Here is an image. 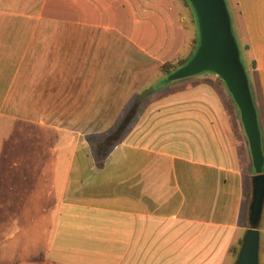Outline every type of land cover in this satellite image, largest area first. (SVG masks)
<instances>
[{"label": "crops", "instance_id": "1", "mask_svg": "<svg viewBox=\"0 0 264 264\" xmlns=\"http://www.w3.org/2000/svg\"><path fill=\"white\" fill-rule=\"evenodd\" d=\"M31 1L0 0V264H234L255 174L229 152L230 95L159 72L190 53L184 0ZM237 4L241 61L264 75V0ZM144 85L98 166L86 138ZM258 230L264 264V206Z\"/></svg>", "mask_w": 264, "mask_h": 264}, {"label": "water", "instance_id": "2", "mask_svg": "<svg viewBox=\"0 0 264 264\" xmlns=\"http://www.w3.org/2000/svg\"><path fill=\"white\" fill-rule=\"evenodd\" d=\"M188 2L197 20L199 46L192 59L169 75L167 80L176 82L211 73L223 82L231 96L239 112L255 173L249 208L250 229L242 239L234 264H259L258 225L264 206V153L248 76L240 58L225 0H188Z\"/></svg>", "mask_w": 264, "mask_h": 264}, {"label": "rangeland", "instance_id": "3", "mask_svg": "<svg viewBox=\"0 0 264 264\" xmlns=\"http://www.w3.org/2000/svg\"><path fill=\"white\" fill-rule=\"evenodd\" d=\"M225 2L227 5L229 14H230V18H231V22H232V28H233V26H235L237 24V20H238L237 0H225ZM23 3L29 4V3H34V1L23 0ZM180 12H181V16L184 18L185 25L187 27L185 29V31L187 32V49L186 50L188 52L189 49L191 50L193 41L195 39L196 28L193 25L192 20L190 19L188 12H187V9L184 7V5H182L180 7ZM256 67H257V65L254 62H252V65H248V69H249L248 70V79L250 81V87H251L254 103L256 104L258 111H259V118H260V122L262 125V129L264 130V75H258L256 72L252 73L253 69H257ZM212 78L215 80V81H212L214 84L219 85V86L222 84V82H219L216 79V77L213 76ZM149 86L150 85L142 86L141 89L139 90V92H137V95H139L144 90H147ZM137 95H135L130 100V102L127 104V106H125L122 109V111L119 114L118 119H120L122 116H124L127 109L131 106L133 100L135 99V97ZM144 108H145V104H142V106L140 108L139 116L143 112ZM224 108L227 111V114H228V117L230 120V126H231L230 129H231L232 146L230 147L229 152L233 153L237 156L239 168L241 169V173H244L243 171L246 168V165H248V170H249V166L250 167L252 166V161H251L248 142H247L246 136L244 134L243 127L241 125L239 112L236 109V107L232 104V102L230 101V98L228 99V101L226 103L224 101ZM118 119H117V121H118ZM117 121L107 131H105L103 133H99L96 136L91 134L90 136H88L86 138V142H87L88 146H90L89 148H90V151L92 152V155L94 153V147H93V145L95 144L94 138L103 136V135L107 134L108 132H110L112 129L115 128ZM134 124L132 126H130L127 129V131L124 133L123 139L126 137V134L129 132V130H131V128L134 126ZM204 144H205V142H203L199 139V148H201ZM96 163H97V161H96ZM97 165H98V163H97ZM253 178H254V175L250 176L248 179H246L247 180V195H248L246 200H247V202H249V205H250L251 200H252V181H253L252 179ZM249 208L250 207H248V208L246 207L247 214H249ZM260 224H261V220H260L258 227H260ZM235 247H237V245ZM235 260H236V258L234 259V262H235Z\"/></svg>", "mask_w": 264, "mask_h": 264}, {"label": "trees", "instance_id": "4", "mask_svg": "<svg viewBox=\"0 0 264 264\" xmlns=\"http://www.w3.org/2000/svg\"><path fill=\"white\" fill-rule=\"evenodd\" d=\"M184 7L187 9L188 15H189L190 19L192 20L193 25L196 28V36H195V39L193 41L190 53L187 57L179 58L175 61L167 62L160 67L159 72L163 78L162 81L165 83H172V82L167 80L168 76L171 75L174 71H176L180 67L186 65L192 59V57L195 55V53L198 49V46H199V33H198L197 20L195 17L194 10L192 9L188 0H184ZM181 21L184 25V28L186 29L187 27L185 25V21H184V18L182 16H181ZM246 73H247V71H246ZM151 93H152V89H147V90H144L143 92H141L139 95H137L135 97V99L133 100L131 106L127 109L124 116H122L119 119L115 128L103 136L94 138L95 144L93 145V147H94L95 158H96V161L98 163V166H101L103 160L109 154V152L115 146L119 145L122 142L124 133L127 131V129L130 126H132L134 124L137 117L139 116L140 108H141L143 102ZM230 101L235 106L231 96H230ZM263 172H264V167H263ZM241 244H242V239H240L238 241L237 247L231 249L230 253L234 258L237 257Z\"/></svg>", "mask_w": 264, "mask_h": 264}]
</instances>
